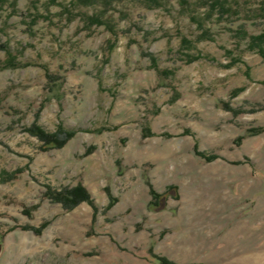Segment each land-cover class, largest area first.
Listing matches in <instances>:
<instances>
[{
    "label": "rangeland",
    "instance_id": "1",
    "mask_svg": "<svg viewBox=\"0 0 264 264\" xmlns=\"http://www.w3.org/2000/svg\"><path fill=\"white\" fill-rule=\"evenodd\" d=\"M263 32L264 0H3L0 264H264Z\"/></svg>",
    "mask_w": 264,
    "mask_h": 264
},
{
    "label": "trees",
    "instance_id": "2",
    "mask_svg": "<svg viewBox=\"0 0 264 264\" xmlns=\"http://www.w3.org/2000/svg\"><path fill=\"white\" fill-rule=\"evenodd\" d=\"M1 2H3V0H0V3ZM217 2L220 3L221 0H217ZM91 22L98 24V23H102L103 21L99 18H92ZM251 40L253 43H257V41H264V32L260 35L251 36ZM261 51L264 56V49L262 48ZM10 58L15 59L14 56H11ZM12 59H10L8 62L10 65H14ZM164 73L169 74L170 71L167 70L164 71ZM46 76L48 78L49 81L48 83L50 85L49 91L50 92L55 91V87L57 91L61 86L62 78H60V76H55L50 72H46ZM29 130L33 135L37 136L43 142L45 149H50L55 147L58 148L64 146L65 143L69 139H71L76 133L74 129H65L63 127H60L55 132H50L44 129L41 125H37V124L33 125ZM46 194L55 201L63 202V204L67 209H70L71 207L75 206L81 200H86L89 201L90 203L92 202L91 193L83 184H78L77 186L74 187H65L61 190H56L52 187H49ZM154 195L157 196L156 193H154ZM152 256L158 264H176L167 257L156 254H153Z\"/></svg>",
    "mask_w": 264,
    "mask_h": 264
},
{
    "label": "water",
    "instance_id": "3",
    "mask_svg": "<svg viewBox=\"0 0 264 264\" xmlns=\"http://www.w3.org/2000/svg\"><path fill=\"white\" fill-rule=\"evenodd\" d=\"M2 245L0 244V252H1Z\"/></svg>",
    "mask_w": 264,
    "mask_h": 264
}]
</instances>
